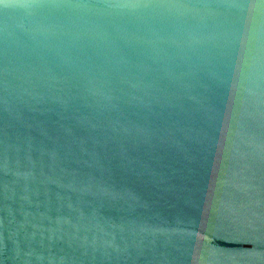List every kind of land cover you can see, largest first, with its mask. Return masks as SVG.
I'll return each instance as SVG.
<instances>
[{
  "label": "water",
  "instance_id": "water-1",
  "mask_svg": "<svg viewBox=\"0 0 264 264\" xmlns=\"http://www.w3.org/2000/svg\"><path fill=\"white\" fill-rule=\"evenodd\" d=\"M0 264H264V0H3Z\"/></svg>",
  "mask_w": 264,
  "mask_h": 264
},
{
  "label": "snow or ice",
  "instance_id": "snow-or-ice-1",
  "mask_svg": "<svg viewBox=\"0 0 264 264\" xmlns=\"http://www.w3.org/2000/svg\"><path fill=\"white\" fill-rule=\"evenodd\" d=\"M0 3H3V0H0Z\"/></svg>",
  "mask_w": 264,
  "mask_h": 264
}]
</instances>
